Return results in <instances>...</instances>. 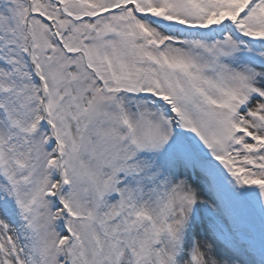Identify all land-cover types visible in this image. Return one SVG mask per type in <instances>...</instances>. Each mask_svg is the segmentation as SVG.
I'll use <instances>...</instances> for the list:
<instances>
[{"label":"snow or ice","instance_id":"obj_1","mask_svg":"<svg viewBox=\"0 0 264 264\" xmlns=\"http://www.w3.org/2000/svg\"><path fill=\"white\" fill-rule=\"evenodd\" d=\"M0 264H264V0H0Z\"/></svg>","mask_w":264,"mask_h":264}]
</instances>
